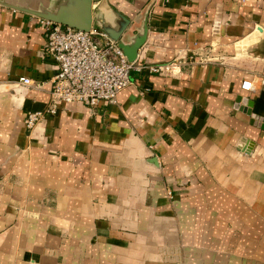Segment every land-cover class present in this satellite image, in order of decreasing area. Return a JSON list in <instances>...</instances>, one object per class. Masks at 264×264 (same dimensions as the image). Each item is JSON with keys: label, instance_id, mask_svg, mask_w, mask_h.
Wrapping results in <instances>:
<instances>
[{"label": "crops", "instance_id": "1", "mask_svg": "<svg viewBox=\"0 0 264 264\" xmlns=\"http://www.w3.org/2000/svg\"><path fill=\"white\" fill-rule=\"evenodd\" d=\"M59 1L0 0V264H264V0H93L119 42L147 28L136 63H183L30 131L59 66L24 8Z\"/></svg>", "mask_w": 264, "mask_h": 264}, {"label": "built area", "instance_id": "2", "mask_svg": "<svg viewBox=\"0 0 264 264\" xmlns=\"http://www.w3.org/2000/svg\"><path fill=\"white\" fill-rule=\"evenodd\" d=\"M170 2L172 0H165ZM47 35L46 53L58 63V73L53 78L54 89L49 105L44 110L31 111L26 127L32 131L48 114H56L62 104L75 102L95 107L101 102L116 103L118 94L132 84V70L147 68L151 73L173 74L182 60L163 63L138 64L130 61L118 41L98 27L84 31L41 18ZM31 85L29 77L21 78ZM264 84V78L261 79ZM243 90L254 91V81L245 79ZM173 197L172 190L168 191Z\"/></svg>", "mask_w": 264, "mask_h": 264}, {"label": "water", "instance_id": "3", "mask_svg": "<svg viewBox=\"0 0 264 264\" xmlns=\"http://www.w3.org/2000/svg\"><path fill=\"white\" fill-rule=\"evenodd\" d=\"M93 0H60L57 4L56 8L53 10L50 9H27L33 14H36L42 18L53 20L55 22L71 26L77 29H81L84 31H90L93 27ZM122 30L118 32H113L107 30L106 28H102L103 32H105L109 37L118 41L122 34ZM259 30H262V27H259ZM147 28L144 33L138 35L134 41L130 44H126L123 41H118L119 46L124 50L130 61H135L138 58L139 49L144 45L147 40ZM242 101V97H239L238 102ZM244 102L247 103V112L251 113V107L253 105L252 101H248L247 98L244 99ZM155 162L156 159H151Z\"/></svg>", "mask_w": 264, "mask_h": 264}]
</instances>
